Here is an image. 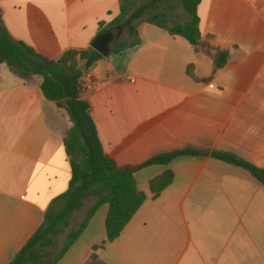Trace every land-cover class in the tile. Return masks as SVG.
I'll return each instance as SVG.
<instances>
[{"label":"crops","instance_id":"crops-1","mask_svg":"<svg viewBox=\"0 0 264 264\" xmlns=\"http://www.w3.org/2000/svg\"><path fill=\"white\" fill-rule=\"evenodd\" d=\"M163 8L171 22L188 17L180 0H164ZM0 13L16 40L56 59L89 47L99 23L119 15L120 0H0ZM198 13L209 46L197 51L139 22L141 42L86 70L81 96L120 167L186 149L206 155L136 169L147 199L121 235L105 243L109 206L102 205L57 264H100L93 253L106 264H264V183L212 155L228 152L264 168V0H201ZM219 49L229 59L214 73ZM189 65L197 78H213L195 80ZM42 82L0 63V264L27 244L72 179L64 141L72 122L44 96ZM167 170L174 179L154 197L150 182ZM98 215L97 234L79 245Z\"/></svg>","mask_w":264,"mask_h":264},{"label":"trees","instance_id":"trees-1","mask_svg":"<svg viewBox=\"0 0 264 264\" xmlns=\"http://www.w3.org/2000/svg\"><path fill=\"white\" fill-rule=\"evenodd\" d=\"M164 0H120V13L110 23H99L98 33L113 26L124 30L113 47V54L132 48L141 42L138 30L139 22L158 26L171 35L182 36L198 51L200 47L209 46L202 39L198 7L201 0H180L187 13V19L171 22L168 12L163 8ZM228 50H218L214 73L222 68L229 59ZM101 53L91 46L85 49L69 48L56 59H49L24 41L16 40L6 27L0 13V63H6L18 76L29 79L34 75L43 78L41 89L44 96L67 110L72 122L65 135V147L72 167V179L68 190L56 198L47 210L42 226L27 244L18 251L8 264H57L72 245L88 228L97 210L109 206L105 220L106 242L117 239L126 225L134 217L147 199V195L138 187L135 171L153 164H168L183 155H206V153L186 149L156 156L139 168H123L109 157L99 137L96 122L91 113L90 103L83 99L84 89L81 78L83 67L89 70ZM188 74L197 81L208 82L213 76L199 79L195 76L193 65L188 66ZM213 157L246 168L264 183V168L257 167L238 158L234 154L218 151ZM174 173L167 170L150 182L154 197L172 183ZM89 198L94 203L88 210L79 227L71 231L56 255L52 254L56 238L68 227L72 215L79 210ZM101 246H94L98 249ZM93 261L106 264L93 253Z\"/></svg>","mask_w":264,"mask_h":264},{"label":"rangeland","instance_id":"rangeland-1","mask_svg":"<svg viewBox=\"0 0 264 264\" xmlns=\"http://www.w3.org/2000/svg\"><path fill=\"white\" fill-rule=\"evenodd\" d=\"M123 33H124V30H123ZM123 33H122V35H123ZM92 200H93V198L87 199L85 201V205L83 206V208L79 209L78 211H76L72 215L68 227L56 238L55 248L52 249V254L53 255H56L57 253H59L60 249L62 248V246L64 245V243H65V241L67 239L68 234L71 231H74V230H76L79 227L80 224H78V223L85 216L86 210L90 206ZM98 218H100V215H98V217H96L95 224L92 227L93 228L92 231L90 233H88L87 235L83 236L80 239V241L78 243L79 245L87 242L90 239L91 236L97 234V232H98L97 230L99 228V225H98L99 224V219Z\"/></svg>","mask_w":264,"mask_h":264},{"label":"water","instance_id":"water-1","mask_svg":"<svg viewBox=\"0 0 264 264\" xmlns=\"http://www.w3.org/2000/svg\"><path fill=\"white\" fill-rule=\"evenodd\" d=\"M118 30V34L114 37V31ZM123 33L121 26H113L107 30L98 33L90 42V46L102 54L103 57H109L112 54L113 47L119 40ZM84 73L87 70V67L83 68Z\"/></svg>","mask_w":264,"mask_h":264},{"label":"flooded vegetation","instance_id":"flooded-vegetation-1","mask_svg":"<svg viewBox=\"0 0 264 264\" xmlns=\"http://www.w3.org/2000/svg\"><path fill=\"white\" fill-rule=\"evenodd\" d=\"M118 34V30L114 31V37H116Z\"/></svg>","mask_w":264,"mask_h":264}]
</instances>
